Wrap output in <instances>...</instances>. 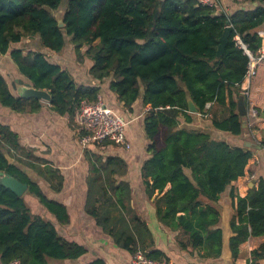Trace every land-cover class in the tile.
<instances>
[{"label":"trees","instance_id":"1","mask_svg":"<svg viewBox=\"0 0 264 264\" xmlns=\"http://www.w3.org/2000/svg\"><path fill=\"white\" fill-rule=\"evenodd\" d=\"M234 1L245 8L218 13L198 0H0V53L30 37L55 52L71 43L78 61H91L94 79H111L109 87L124 106L132 110L139 102L150 107L144 118L148 156L141 167L146 194L153 199L159 222L178 232L180 248L191 247L205 258L222 253L221 197L227 189L233 209V257L251 236L264 235V181L245 196L234 185L245 174L253 150L192 126L199 114L214 130L234 136L246 131L238 101L250 58L236 37L260 56L264 0ZM247 1L250 7L244 5ZM61 8L63 27L55 14ZM229 26L232 31L219 54L220 38ZM11 56L35 88L50 91L51 106L61 115L74 117L82 101L98 99L99 87L77 84L71 71L51 62L42 50L14 48ZM189 98L197 113L189 111ZM39 102L12 93L0 72L2 105L26 112L38 108ZM22 152L18 133L0 122V171L28 184L20 196L0 182V264L14 259L21 264H76L87 253L85 246L64 238L57 224L30 203L42 205L57 223L68 224L67 207L43 184L59 192L64 178L49 166L37 171L45 182L34 178L20 167L24 161L17 155ZM7 153L15 161L9 162ZM127 169V161L117 155L93 162L86 211L116 247L132 256L141 250L151 258L169 260L131 204V186L121 179ZM262 258L264 244L252 251L250 264ZM86 264L108 263L97 258Z\"/></svg>","mask_w":264,"mask_h":264},{"label":"crops","instance_id":"2","mask_svg":"<svg viewBox=\"0 0 264 264\" xmlns=\"http://www.w3.org/2000/svg\"><path fill=\"white\" fill-rule=\"evenodd\" d=\"M211 1L218 13H231L238 10V7L245 8L244 6H237L234 0ZM250 4L249 1L244 3L249 7ZM258 30L263 32L264 25ZM13 45L8 53H0V72L4 76L7 74L6 72L15 73V71L19 75H23L17 69L11 56V50L16 48ZM72 47V44L68 43L60 52L50 51L47 48H43L42 51L49 55L48 58L51 62L71 71L77 84L99 87V96L104 102L128 120L126 137L131 144V148L126 149L113 143L102 142L90 144L84 149L81 144L82 132L78 129L76 123L77 112L74 117L61 115L52 108L50 101L40 99L38 108L26 112H17L0 103V122L10 126L18 133L20 143L24 149V152L17 155L24 161V165L21 164L20 167L40 180H42V177L39 176L37 171L38 169L42 170L45 166L56 169L63 176V186L59 192H51L48 183L44 179L42 181L45 182L46 185L44 186L49 189L50 195L67 207L70 222L61 225L56 222L54 215L42 205H36L33 200H30L31 205L36 206L38 212L57 224L59 233L64 238L85 246L87 253L77 260L80 261V264H86L97 258H104L108 264H129L132 255L116 247L112 238L96 225L95 218L85 208L88 179L91 175L93 162L104 161L112 155L121 156L128 163V169L121 179L127 180L131 186V204L148 223L153 232L157 249L163 251L169 260L174 261L176 264H250L252 251L264 244V235L251 236L240 246L238 256L233 257L229 247L230 220L233 215V209L227 201L229 189L221 197L222 216L220 226L224 230L221 255L217 258H205L191 247H188V249L180 248L177 242L178 232L167 229L159 222L153 199L148 198L142 182L141 167L148 156L144 118L150 107H143L139 102L133 105L132 110L124 106L117 94L111 91L109 87L111 79L104 81L94 79L89 73L91 61L87 58L83 62L78 61L76 54H72L74 51ZM262 52H264V42ZM3 61L6 63L4 64ZM8 65H10L11 70L8 69ZM256 70L257 72L250 82V93L251 100L259 108L260 114L255 122L253 133L255 138H259L264 142V58L259 62ZM18 77L20 78V76L16 78ZM23 78L26 82H29L24 75ZM247 85L248 82L244 80L242 89ZM10 89L12 93L18 95L12 86H10ZM192 126L210 130L221 135L232 144L250 147L253 150V156L246 166L245 174L234 181L235 191L239 195H247L252 187H257L261 180L264 181V148L256 142L249 129L246 128V131L240 136L217 131L212 128L209 119H204L199 114L195 115ZM13 161H15V158H13ZM29 164H34L37 168H33ZM169 187L170 185L167 188ZM259 264H264V258L259 261Z\"/></svg>","mask_w":264,"mask_h":264},{"label":"built area","instance_id":"3","mask_svg":"<svg viewBox=\"0 0 264 264\" xmlns=\"http://www.w3.org/2000/svg\"><path fill=\"white\" fill-rule=\"evenodd\" d=\"M203 4L214 6L211 0H198ZM243 1V0H238ZM238 44L245 50L249 56V66L246 73L245 81L248 85L243 87L242 95L245 98L247 106V114L245 116L247 129L250 134L254 137L256 142L264 148V142L259 138H255L253 128L256 120L259 117L260 110L252 102L250 93V82L255 76L257 70L256 67L259 62L264 58V52L260 53V56L255 57L247 46L237 36ZM212 102L206 105V110L212 107ZM209 113H206L207 115ZM76 123L78 129L82 132L81 144L85 149L90 144L101 143L109 140L111 143L122 146L126 149L131 148V144L126 137V126L128 120L122 115L116 112L112 107L107 105L104 100L98 96L95 101L84 100L81 102L79 109L76 114ZM9 264H21L20 260L14 259ZM129 264H176L172 260H159L147 256L143 251L138 250L131 258Z\"/></svg>","mask_w":264,"mask_h":264},{"label":"water","instance_id":"4","mask_svg":"<svg viewBox=\"0 0 264 264\" xmlns=\"http://www.w3.org/2000/svg\"><path fill=\"white\" fill-rule=\"evenodd\" d=\"M59 15L56 14V17L59 20V25L64 26V21H63V13L64 10L61 9L59 11ZM232 31V27H227L224 31L223 36L220 38V47L218 50V53L221 54L228 42L229 35ZM13 86L16 89V92L18 96H21L26 99H42L46 101H51V93L48 90L45 89H38L35 88L30 82H26L24 79H19L13 82ZM189 103V111L193 113H197L198 109L192 100V98H189L188 100ZM238 112L239 114L243 117V127H247L246 119L245 116L247 114V106H246V101L243 95L240 96L239 101H238ZM6 157L8 158L9 162H13V158L7 153ZM0 182L4 184L7 188L11 189L13 192H15L18 195H23L27 189H28V184L21 182L20 180L16 179L15 177L8 175L2 171H0Z\"/></svg>","mask_w":264,"mask_h":264},{"label":"rangeland","instance_id":"5","mask_svg":"<svg viewBox=\"0 0 264 264\" xmlns=\"http://www.w3.org/2000/svg\"><path fill=\"white\" fill-rule=\"evenodd\" d=\"M61 9L63 10V8H61ZM61 9L58 10L57 12H55V14L59 15L60 14L59 11H61ZM13 47L22 48V49H24L25 52H27L28 50H40V51L43 50V47H42L38 37L25 38L21 42H19L18 44H14ZM73 50H74V48H73ZM84 50H85V48H82V51H84ZM72 54H76L75 50L73 51ZM76 58H77V55H76ZM77 60H78V58H77ZM3 63L5 64L6 62L3 61ZM8 69L11 70L10 65H8ZM6 73L7 74H5V78L7 79L9 85L12 86L13 90L16 92V89L13 86V82H15L16 80H19V79H24L23 75L22 76L19 75L16 71H15V73L14 72H6ZM17 76H20V78L19 77L16 78ZM43 184L46 185L45 183H43ZM37 211H38V209H37ZM75 263L80 264V261H75Z\"/></svg>","mask_w":264,"mask_h":264}]
</instances>
